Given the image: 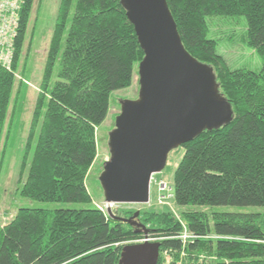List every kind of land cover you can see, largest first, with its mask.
<instances>
[{
	"label": "trees",
	"instance_id": "obj_1",
	"mask_svg": "<svg viewBox=\"0 0 264 264\" xmlns=\"http://www.w3.org/2000/svg\"><path fill=\"white\" fill-rule=\"evenodd\" d=\"M35 0H24L14 41L11 71L0 65V145ZM188 54L213 69L232 121L205 131L182 148L173 178V201L193 234L230 240L192 247L230 264H264V214L207 213L216 207H264V0H166ZM73 16L69 23V16ZM209 17H244V44L262 63L260 71L231 70L208 39ZM68 27L64 50L61 44ZM59 59L58 81H49ZM144 54L120 0H60L41 93L34 111L45 108L21 198L87 208L18 209L0 228V264H118L122 248L142 230L106 218L93 205L86 181L97 156V129L105 122L112 95L132 86ZM131 217L132 210L117 211ZM137 221L149 233L175 235L179 228L165 212L144 210ZM179 252L170 239L161 249ZM160 264V257L158 260Z\"/></svg>",
	"mask_w": 264,
	"mask_h": 264
},
{
	"label": "water",
	"instance_id": "obj_2",
	"mask_svg": "<svg viewBox=\"0 0 264 264\" xmlns=\"http://www.w3.org/2000/svg\"><path fill=\"white\" fill-rule=\"evenodd\" d=\"M144 54L138 65L139 95L120 104L109 133L110 158L99 183L106 204L146 205L150 181L160 174L169 153L203 132L232 121L229 103L220 94L213 69L185 50L166 0H120ZM108 215L132 227L134 220ZM160 244L122 248L118 264H158Z\"/></svg>",
	"mask_w": 264,
	"mask_h": 264
},
{
	"label": "rangeland",
	"instance_id": "obj_3",
	"mask_svg": "<svg viewBox=\"0 0 264 264\" xmlns=\"http://www.w3.org/2000/svg\"><path fill=\"white\" fill-rule=\"evenodd\" d=\"M59 2L60 0L34 1L24 49L18 61L15 85L11 94L0 145V228L5 227L14 218L17 210L21 208L42 209L50 212L60 209L78 210L87 208V206L80 204L35 202L21 198L19 195V190L26 182L28 176L45 112L43 107L41 116L37 121H34V111L38 96L41 93L42 77ZM72 16L73 10L69 16V23ZM206 23L209 29L208 39L218 43L217 53L226 60L231 70L246 69L255 72L261 70V60L253 50L245 46L243 41L246 35L244 17H209L206 19ZM68 27L61 44L60 55L64 50ZM60 55L50 77L49 90L58 81L57 73ZM137 71L138 66L135 70L132 86L129 89L117 91L112 95L109 114L105 122L97 129V156L86 181L87 190L92 196L93 205L102 211L106 218H111L108 215V209L116 217H120L116 215L117 211L132 210L135 215L137 212L140 214L144 210H155L171 215L174 219L175 227L180 229L182 225H186L183 220V213L195 211V209L189 210L176 207L170 192H166L167 197H169L165 205H160L158 199L161 194L159 191L160 185L166 184L169 188L173 186L174 173L185 153L182 147L172 150L168 155L164 170L160 174L152 176L149 202L146 205H108L104 201L103 191L99 183L103 164L110 158L108 150L109 133L115 128V120L120 114V104L121 102L134 101L138 98L140 87ZM201 211L209 214H264V207L222 206L211 210L201 209ZM134 215L120 218L131 219ZM137 218L134 221L137 224H141L137 221ZM145 228L148 230L147 227ZM152 234L156 238H152ZM145 235H148L149 240L146 243H158L161 245V242L166 238L164 233H149L148 231L147 234L143 233L137 241L128 242L124 246L144 244ZM170 236L172 235L170 234ZM159 238L163 239L160 240ZM161 250L160 246L159 254L162 252ZM197 253L203 254L201 251H197ZM177 260V257H173V262Z\"/></svg>",
	"mask_w": 264,
	"mask_h": 264
},
{
	"label": "built area",
	"instance_id": "obj_4",
	"mask_svg": "<svg viewBox=\"0 0 264 264\" xmlns=\"http://www.w3.org/2000/svg\"><path fill=\"white\" fill-rule=\"evenodd\" d=\"M24 5V0H0V65L7 71H11V65L14 58V41L18 34L20 12ZM161 192L158 199L160 205H165L167 201L166 192L171 193L173 198V189L169 188L166 184L159 187ZM102 212V211H101ZM182 229V230H180ZM175 235L170 237L166 236L165 240H176L180 243L181 249L179 252L172 249H162L159 254L160 264H230L228 261L219 259L213 254L202 252L197 253V248L190 249L191 246L199 244L204 241H220L230 240L226 237H221L215 234L199 236L193 234L186 225H182ZM148 235H145L143 243L148 242ZM154 237L155 235H151ZM162 240L163 238H159ZM164 241V240H163ZM173 257L178 260L173 262Z\"/></svg>",
	"mask_w": 264,
	"mask_h": 264
}]
</instances>
